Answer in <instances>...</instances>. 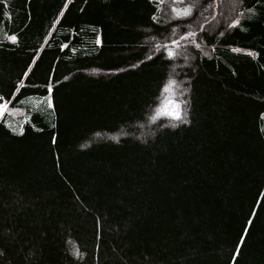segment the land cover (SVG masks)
I'll list each match as a JSON object with an SVG mask.
<instances>
[{"label": "trees", "instance_id": "16d2710c", "mask_svg": "<svg viewBox=\"0 0 264 264\" xmlns=\"http://www.w3.org/2000/svg\"><path fill=\"white\" fill-rule=\"evenodd\" d=\"M0 104V264H264V0H0Z\"/></svg>", "mask_w": 264, "mask_h": 264}, {"label": "rangeland", "instance_id": "374dc122", "mask_svg": "<svg viewBox=\"0 0 264 264\" xmlns=\"http://www.w3.org/2000/svg\"><path fill=\"white\" fill-rule=\"evenodd\" d=\"M184 64H187V62H184ZM170 84V82L168 83ZM167 86V85H166ZM168 90V87L165 88V91ZM161 112L164 113H171L173 111H178V106L177 103L175 101H173L172 99H168L160 108Z\"/></svg>", "mask_w": 264, "mask_h": 264}, {"label": "snow or ice", "instance_id": "6c2138e0", "mask_svg": "<svg viewBox=\"0 0 264 264\" xmlns=\"http://www.w3.org/2000/svg\"><path fill=\"white\" fill-rule=\"evenodd\" d=\"M249 11H254V10L253 9H249ZM155 18H156L155 17V13H153V19H155ZM240 22H241V20H240L239 17L237 19H233V20H231V23H230L229 27L239 26L240 25ZM97 42H99V40ZM172 43L175 44L176 41H172ZM197 47H198V45H197ZM172 54H173L172 52H168V55L169 56H171ZM49 103H51V101ZM3 107H4V105L0 104V108H3ZM170 115L178 118L180 116V112L179 111H173V112L170 113ZM186 122L187 121H185V123Z\"/></svg>", "mask_w": 264, "mask_h": 264}]
</instances>
